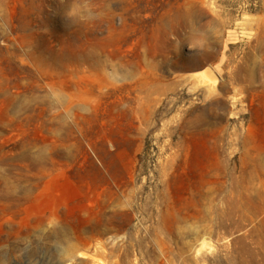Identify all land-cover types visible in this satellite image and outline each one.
Listing matches in <instances>:
<instances>
[{
  "label": "rangeland",
  "instance_id": "rangeland-1",
  "mask_svg": "<svg viewBox=\"0 0 264 264\" xmlns=\"http://www.w3.org/2000/svg\"><path fill=\"white\" fill-rule=\"evenodd\" d=\"M0 264H264V0H0Z\"/></svg>",
  "mask_w": 264,
  "mask_h": 264
},
{
  "label": "bare ground",
  "instance_id": "bare-ground-1",
  "mask_svg": "<svg viewBox=\"0 0 264 264\" xmlns=\"http://www.w3.org/2000/svg\"><path fill=\"white\" fill-rule=\"evenodd\" d=\"M205 71V70H204ZM213 71V70H212ZM208 72V71H207ZM215 72V71H214ZM203 73H205V72H203ZM207 74V73H206ZM208 78H211V77H208ZM216 78V77H215ZM214 78V79H215ZM219 79V78H218ZM207 80V79H206ZM211 80H213L212 78H211ZM214 81H216V80H214ZM218 81V80H217ZM216 81V82H217ZM212 84V83H211ZM214 84V83H213ZM216 89V88H215ZM82 256V254H78V255H75V256H72V257H69V260H74V259H76V258H80Z\"/></svg>",
  "mask_w": 264,
  "mask_h": 264
}]
</instances>
